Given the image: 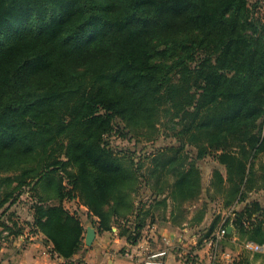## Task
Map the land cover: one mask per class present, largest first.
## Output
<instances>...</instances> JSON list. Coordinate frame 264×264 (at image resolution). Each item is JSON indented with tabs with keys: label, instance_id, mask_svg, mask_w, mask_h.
Masks as SVG:
<instances>
[{
	"label": "trees",
	"instance_id": "16d2710c",
	"mask_svg": "<svg viewBox=\"0 0 264 264\" xmlns=\"http://www.w3.org/2000/svg\"><path fill=\"white\" fill-rule=\"evenodd\" d=\"M202 160L213 199L264 190V16L250 0H0V241L25 232L11 208L28 193L30 231L64 260L85 246L66 200L136 244L154 208L201 195ZM234 223L264 244V201Z\"/></svg>",
	"mask_w": 264,
	"mask_h": 264
},
{
	"label": "crops",
	"instance_id": "0c3cea01",
	"mask_svg": "<svg viewBox=\"0 0 264 264\" xmlns=\"http://www.w3.org/2000/svg\"><path fill=\"white\" fill-rule=\"evenodd\" d=\"M202 171L204 173L203 168ZM211 174L212 170L208 176L204 175L203 191L196 200L179 206L168 199L167 206L154 208V218L149 220L136 244L130 243L116 225H113L111 230L99 231L93 222V219L98 218L90 217L88 207L82 204L80 199L66 200L65 206L81 216L85 235L89 226L96 229L93 243H84V248L75 254L72 260L86 264H140L147 250L167 247V264H264V248L254 250L246 246L247 242H256L247 235H242L234 223L236 211L242 210L247 203L255 199L264 201V190L250 191L246 200L227 204L224 193H220L215 199L210 197ZM146 190L149 194V189ZM218 214H221V226L230 219L227 226V229L231 228L228 232L230 236L223 240L220 249L231 251L234 257L232 261L223 257L211 259L207 241L199 244L201 228L209 226ZM245 225L252 226L249 222ZM25 232V238L18 237L12 242L0 245V252L9 248L15 249L13 254L1 258L0 264H61L64 261L53 252L52 242L46 240L42 232H31L30 229ZM166 239L170 242L168 245ZM191 253L194 255L191 256ZM195 256L197 262L193 263L190 259Z\"/></svg>",
	"mask_w": 264,
	"mask_h": 264
},
{
	"label": "rangeland",
	"instance_id": "374dc122",
	"mask_svg": "<svg viewBox=\"0 0 264 264\" xmlns=\"http://www.w3.org/2000/svg\"><path fill=\"white\" fill-rule=\"evenodd\" d=\"M250 4L255 10V13L259 16H264V0H250ZM164 135V134H163ZM112 141L115 144H118L119 146H124V147H134V141H129L127 139L123 138H113ZM146 144L147 148L149 150H154L156 148H159L161 146H165L169 144L168 140L164 138V136H161L159 139H157L154 143H144L141 142L140 146H145ZM202 165V168L204 170V175L208 176V174L212 170L213 162L210 160H202L200 162ZM29 201L30 199L28 198V193H23L18 199L17 202L12 206L11 210H16L17 215H19L20 219L19 222L22 224V226L25 228V231H29L30 227L26 223L27 221L32 219V212L31 209L29 208ZM4 234H7L5 231ZM26 232H24L21 236H25ZM19 236V237H21ZM25 238V237H24ZM23 240V239H22ZM7 241H0V245H5ZM15 251L14 248H9L5 249V251L0 252V259L3 257H7L11 254H13Z\"/></svg>",
	"mask_w": 264,
	"mask_h": 264
},
{
	"label": "built area",
	"instance_id": "2783aa9c",
	"mask_svg": "<svg viewBox=\"0 0 264 264\" xmlns=\"http://www.w3.org/2000/svg\"><path fill=\"white\" fill-rule=\"evenodd\" d=\"M228 229L224 226L219 227L214 235L207 240L208 245L210 246V257L211 259H217L218 257H223L227 260L232 261L234 259L231 251H221L220 241L226 236ZM23 236H21L22 238ZM170 242L166 239V244ZM246 246L254 250H260L264 248V244H258L253 242H247ZM55 253V252H54ZM58 255L57 253H55ZM167 255L168 248H159L156 250H147L140 264H167ZM194 254L191 253V256ZM61 264H86L81 261L74 260H64Z\"/></svg>",
	"mask_w": 264,
	"mask_h": 264
},
{
	"label": "water",
	"instance_id": "95a60500",
	"mask_svg": "<svg viewBox=\"0 0 264 264\" xmlns=\"http://www.w3.org/2000/svg\"><path fill=\"white\" fill-rule=\"evenodd\" d=\"M230 231H231V228L229 227L228 228V232H230ZM95 236H96V229H95V227L89 226L87 228V233L85 235V243L87 245H91L93 243L94 239H95Z\"/></svg>",
	"mask_w": 264,
	"mask_h": 264
},
{
	"label": "snow or ice",
	"instance_id": "6c2138e0",
	"mask_svg": "<svg viewBox=\"0 0 264 264\" xmlns=\"http://www.w3.org/2000/svg\"><path fill=\"white\" fill-rule=\"evenodd\" d=\"M83 39H87L88 37H87V35H85L84 37H82Z\"/></svg>",
	"mask_w": 264,
	"mask_h": 264
}]
</instances>
